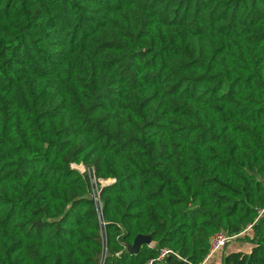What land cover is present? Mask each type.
<instances>
[{
    "label": "trees",
    "instance_id": "1",
    "mask_svg": "<svg viewBox=\"0 0 264 264\" xmlns=\"http://www.w3.org/2000/svg\"><path fill=\"white\" fill-rule=\"evenodd\" d=\"M217 232L264 264V0H0V264H202Z\"/></svg>",
    "mask_w": 264,
    "mask_h": 264
},
{
    "label": "built area",
    "instance_id": "2",
    "mask_svg": "<svg viewBox=\"0 0 264 264\" xmlns=\"http://www.w3.org/2000/svg\"><path fill=\"white\" fill-rule=\"evenodd\" d=\"M72 167L78 169L81 173H87V176L89 178V183L92 187L91 198L93 199V201L95 202V205L97 206L99 221H100L101 226H103L102 221H101V216H100L101 214L100 188L103 187L108 181L96 178L93 169H89V168L86 169L84 166L76 165V164H73ZM250 228H251V225H248L244 231H247ZM239 235L240 234L229 236L225 234L224 232L215 233L210 239L209 252L206 258L204 259L203 263L206 260L210 259L215 253L222 251L230 241L239 237ZM166 252L168 251L163 250L160 256L162 257Z\"/></svg>",
    "mask_w": 264,
    "mask_h": 264
},
{
    "label": "water",
    "instance_id": "3",
    "mask_svg": "<svg viewBox=\"0 0 264 264\" xmlns=\"http://www.w3.org/2000/svg\"><path fill=\"white\" fill-rule=\"evenodd\" d=\"M151 243V235L138 234L134 237L132 244L127 245V250L131 253H137L142 245Z\"/></svg>",
    "mask_w": 264,
    "mask_h": 264
},
{
    "label": "rangeland",
    "instance_id": "4",
    "mask_svg": "<svg viewBox=\"0 0 264 264\" xmlns=\"http://www.w3.org/2000/svg\"><path fill=\"white\" fill-rule=\"evenodd\" d=\"M240 237V236H239ZM242 237V236H241ZM244 238V237H243ZM235 238L234 240H232V241H230L227 245L228 246H230L232 249H234V250H232V251H244V252H246L247 250H248V248L250 247L249 245V243H247V242H244V241H246V239L244 238ZM227 246V247H228ZM221 252V251H220ZM219 253V252H218ZM223 252H221L220 254H218V256H219V258H220V256H221V254H222ZM222 257V256H221Z\"/></svg>",
    "mask_w": 264,
    "mask_h": 264
},
{
    "label": "crops",
    "instance_id": "5",
    "mask_svg": "<svg viewBox=\"0 0 264 264\" xmlns=\"http://www.w3.org/2000/svg\"><path fill=\"white\" fill-rule=\"evenodd\" d=\"M228 245H226V247L221 251V252H223L222 254H221V256L224 254V253H227V252H229V251H232V250H234V249H232L230 246H228ZM250 247L248 248V250L247 251H249L250 250V248H251V245H249ZM246 251V252H247ZM221 252H219V253H215L210 259H208V260H206L203 264H220V262H221V256H220V258H219V256H218V254H220Z\"/></svg>",
    "mask_w": 264,
    "mask_h": 264
}]
</instances>
